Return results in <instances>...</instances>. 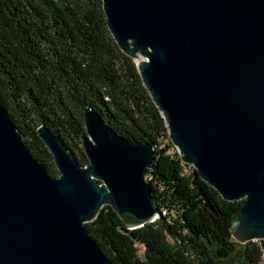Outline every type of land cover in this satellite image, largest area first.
<instances>
[{"label": "water", "instance_id": "1", "mask_svg": "<svg viewBox=\"0 0 264 264\" xmlns=\"http://www.w3.org/2000/svg\"><path fill=\"white\" fill-rule=\"evenodd\" d=\"M134 58L175 156L227 201L231 232L264 240V0H102ZM87 164L46 125L37 132L59 176L24 142L0 97V264H112L88 232L104 205L127 229L159 217L148 174L155 147L83 112Z\"/></svg>", "mask_w": 264, "mask_h": 264}, {"label": "trees", "instance_id": "2", "mask_svg": "<svg viewBox=\"0 0 264 264\" xmlns=\"http://www.w3.org/2000/svg\"><path fill=\"white\" fill-rule=\"evenodd\" d=\"M0 97L54 177L59 171L37 128L46 124L85 165L87 107L119 134L155 147L148 183L158 219L127 229L104 205L85 223L112 264H264V240L241 243L231 232L243 200L223 199L170 145L161 146L166 121L109 30L102 0H0Z\"/></svg>", "mask_w": 264, "mask_h": 264}, {"label": "rangeland", "instance_id": "3", "mask_svg": "<svg viewBox=\"0 0 264 264\" xmlns=\"http://www.w3.org/2000/svg\"><path fill=\"white\" fill-rule=\"evenodd\" d=\"M166 145H170V148H169V152L170 153H176L177 150H178V147L174 144V142L168 138V140H163L162 143H161V146H166ZM78 156L80 155L79 152L77 153ZM191 167H193L192 165H190ZM194 168V167H193ZM138 246V252H139V256L140 257H144V253H145V247L142 245V244H137Z\"/></svg>", "mask_w": 264, "mask_h": 264}]
</instances>
